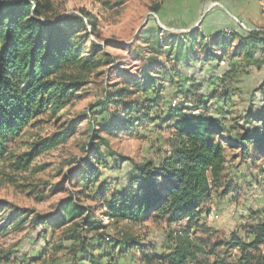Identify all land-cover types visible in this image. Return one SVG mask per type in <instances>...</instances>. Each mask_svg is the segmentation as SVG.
<instances>
[{"label":"rangeland","instance_id":"1","mask_svg":"<svg viewBox=\"0 0 264 264\" xmlns=\"http://www.w3.org/2000/svg\"><path fill=\"white\" fill-rule=\"evenodd\" d=\"M52 3L55 19L80 15L81 11L93 17L94 30L87 24V34L79 35L89 51L83 55L99 66L86 72L76 97L65 108L39 115L20 135L8 141L7 151L0 159V220L6 224L0 233V264H93L90 258H97L100 264L109 260L112 264H166L159 256L172 247L169 234L184 230L186 223L169 225L150 216L139 223L114 224L104 216L103 197L109 198L112 193L128 188L130 179L136 175L132 161L158 163L169 153L174 133L171 124L162 119L176 107L196 111L198 105L195 106L192 95L195 92L205 99L197 111L225 120L227 125H236L234 118L243 109L257 112L262 101L256 90L262 83L263 69L245 64L241 56H230L236 39L227 36L225 48L212 47L217 55L222 53L218 66L175 64L165 50L181 33L199 32L194 36L200 40L202 35L209 36L217 30L241 34L252 29L264 32V0H52ZM155 7L159 8L157 13L153 11ZM199 50L196 42V51L201 55ZM176 68L178 75L170 74V69ZM157 71L162 74L156 75ZM155 75L162 87L158 95L143 90V83L150 82ZM121 89H128L132 99L143 101L138 103L140 113L148 116L135 123L129 133L113 136L98 130L100 118L109 117L107 112L100 113L99 103L107 94L117 95L115 92ZM69 125L72 130L67 133ZM62 132L67 137L61 144L25 155L33 142L55 134L57 137ZM96 135L107 139L108 146ZM97 151L106 164L93 158ZM235 153L227 150L226 172L239 189L225 197L214 196L203 206L189 231L203 249L202 258L210 263L235 262L239 251L222 243L235 234L249 241L250 229L264 221V176L259 177L264 170L255 169L249 160L242 163L239 158H232ZM118 156L124 160L117 167L114 159ZM85 158L101 171L97 182L92 184L81 178ZM100 188L104 194L98 196ZM66 198L79 207L90 208L91 219L100 223L98 233L109 248L113 247L109 256L97 247L95 236L88 240L93 249L84 252L80 241L68 239L72 224L63 225L66 220L60 224L57 212ZM37 215L48 222L33 225ZM129 241L133 249L127 251L124 243ZM255 253L264 254V242Z\"/></svg>","mask_w":264,"mask_h":264},{"label":"trees","instance_id":"2","mask_svg":"<svg viewBox=\"0 0 264 264\" xmlns=\"http://www.w3.org/2000/svg\"><path fill=\"white\" fill-rule=\"evenodd\" d=\"M153 11L157 13L159 8L155 7ZM80 13L55 19L52 0H0V159L7 151L8 141L20 135L39 115L56 113L65 108L76 97L86 72L99 66L98 62L83 55L89 54V51L79 34H87V24L94 30V21L88 13ZM195 32L192 35L181 33L177 40L169 43L165 50L169 58L175 64L192 62L218 66L222 53L217 55L212 47L225 48L227 36L236 39L230 56H241L245 64L263 69V80L256 90L261 105L256 113H252L251 108L241 110L234 118L236 125H227L225 120L197 111L205 99L196 92L192 95L195 106L198 105L197 112H188L185 107L172 108L162 119V122L171 124L174 133L169 153L158 163L151 160L141 163L132 161L136 175L130 179L126 190L112 193L109 198L103 197L104 216L114 224L124 221L139 223L150 216L169 225L184 221V230L169 234L172 247L159 256L166 264H264V254L255 253L264 242L263 220L250 229L252 238L249 241L235 234L222 243L230 250L239 251L235 262L206 261L201 255L203 249L189 234L203 206L214 196L225 197L239 189L226 172L228 149L236 152V157L232 158H239L242 162L249 160L252 164L258 161L257 167L264 170V32L252 29L241 34L217 30L209 36L202 35L200 40H196L194 35H199V32ZM189 36L194 37L187 41ZM196 42H199L201 55L196 51ZM89 43L97 46L92 41ZM169 72L172 75L179 73L177 68ZM160 73L157 71L156 75ZM156 75L151 76L150 82L143 83L145 92L160 93L162 87ZM115 93L117 95H112L113 92L107 94L99 103L100 113L107 112L109 117H101L97 123L99 131L113 136L129 133L135 123L148 116L147 113L141 115L140 100L132 99L128 89ZM119 107L121 109L117 110ZM71 130V125L65 129L67 133ZM232 132L236 134L232 135ZM98 136L108 146V140ZM66 137L67 134L62 132L57 137L55 134L40 138L32 143L25 155L31 156L38 148L59 145ZM93 158L106 164L98 151ZM123 160L122 156H118L114 164L118 167ZM83 163L82 181L97 182L101 172L99 166L88 158ZM100 193L104 194L101 188L98 196ZM59 206L60 224L65 220L63 225L67 222L72 224L68 239L80 241L81 251L84 252L87 248L93 249L88 240L95 236L97 247L110 255L113 247L109 248L102 234L98 233L100 223L91 219L89 207H79L71 198H66ZM41 218L35 216L32 224L48 222ZM5 225L0 220V233ZM130 242L124 243L127 251L133 249ZM90 259L93 264H100L97 258ZM107 264H112L111 260Z\"/></svg>","mask_w":264,"mask_h":264},{"label":"crops","instance_id":"3","mask_svg":"<svg viewBox=\"0 0 264 264\" xmlns=\"http://www.w3.org/2000/svg\"><path fill=\"white\" fill-rule=\"evenodd\" d=\"M236 10H237V7H236ZM238 12H239V10H238ZM244 15H245V14H244ZM245 16H246V15H245ZM263 16H264V14H263ZM243 17H244V16H243ZM248 18H249V17H248ZM254 19H255V17H254ZM260 19H261V17H259V20H260ZM243 162H245V161H243ZM243 162H242V163H243ZM258 163H259V162L257 161V162H255V163L252 164V165L255 167V169L258 168V167H257V166L259 165ZM238 166H239V165H238ZM238 166H237V167H238ZM262 176H264V171H262V172L260 173V175H259L260 178H263Z\"/></svg>","mask_w":264,"mask_h":264},{"label":"built area","instance_id":"4","mask_svg":"<svg viewBox=\"0 0 264 264\" xmlns=\"http://www.w3.org/2000/svg\"><path fill=\"white\" fill-rule=\"evenodd\" d=\"M263 167H264V164H263Z\"/></svg>","mask_w":264,"mask_h":264}]
</instances>
